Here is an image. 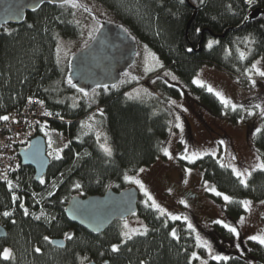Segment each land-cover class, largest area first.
<instances>
[{
    "label": "trees",
    "instance_id": "obj_1",
    "mask_svg": "<svg viewBox=\"0 0 264 264\" xmlns=\"http://www.w3.org/2000/svg\"><path fill=\"white\" fill-rule=\"evenodd\" d=\"M94 1L106 8L135 41L141 40L154 51L163 68L173 69L180 83L158 78L156 102L129 99L124 92L135 82L109 87L108 91L97 88L94 102H90L66 83L68 62L60 65L55 58L59 38L79 36L81 26L77 15L79 10L88 12L84 10L85 6L73 9L69 5L45 3L37 10L27 12L22 23L2 26L0 115L21 106L27 96L40 97L48 109L63 120H45L37 135L56 131L66 137L64 144L68 147L62 146L61 159L49 158L44 184L33 180L30 167L22 166L20 162L15 165V178L19 184L15 203L0 180V223L6 229V236L0 239V252L4 248L12 250V257L9 260L0 257V264H79L83 260L99 264H189L193 251L207 260V264H264V246L244 241L241 234L235 240V236L219 224L199 231L210 242L215 254L230 257L228 261L212 260L206 249L195 247V234L189 235L184 221L159 216L139 201L136 212L144 219L148 232L125 243H121L119 220L100 233H92L71 222L64 212L72 196L129 188L132 184L124 180L125 174L131 175L139 167L165 157L162 149L166 148L174 126L167 107L171 98L185 96L210 115L232 123L243 116L242 120L248 124L250 144L264 160V117L259 115V110L256 109L253 116L242 110L233 112L231 108L226 109L213 93L192 83L199 68L208 62L230 73L243 88L258 89L250 97L234 103L246 108L264 104V77L253 72L252 79L259 81L253 86L246 72L257 60L260 61L258 67L264 69V0H252L251 3L248 0ZM257 8L263 12L243 23ZM209 39L218 43L208 48ZM241 52L246 54L243 60L240 59ZM73 103L77 106L73 107ZM98 109H102L103 114L96 113ZM91 113L100 118L111 156L101 149L96 135L84 131L81 126ZM256 120L261 121L262 131L253 135ZM217 161L207 155L190 165L199 168L203 178L218 191L233 198L232 203L225 204L216 196V202L222 213L236 222L246 213L239 201L264 199V171L253 172L248 178V187H244L231 169L221 168ZM77 182L81 185L79 189L74 187ZM31 190L40 193L34 197ZM21 204L28 209L29 215H24ZM4 211L12 214L5 217ZM39 213L43 215L36 219ZM173 228L177 229L179 240L170 235ZM65 233L72 238L68 239ZM45 236L50 241L62 238L64 243L53 245L44 240ZM112 244H120V250L112 252ZM37 247L40 252L35 251Z\"/></svg>",
    "mask_w": 264,
    "mask_h": 264
},
{
    "label": "rangeland",
    "instance_id": "obj_2",
    "mask_svg": "<svg viewBox=\"0 0 264 264\" xmlns=\"http://www.w3.org/2000/svg\"><path fill=\"white\" fill-rule=\"evenodd\" d=\"M79 1L89 11L85 13L79 10L77 21L80 23L81 32L78 37L59 38L57 40L55 58L57 61L59 55L60 62L57 63L60 65H65V63L69 62L71 55L90 41L89 32L93 28L98 27L101 21L107 20L118 23L116 18L106 8L100 6L94 0ZM94 17L95 19H93ZM135 42V60L125 72L130 73V75L126 76L123 73L118 84L122 85L135 82V84L125 90L124 94H135L134 90H139L141 98L135 100L156 102L159 96V88L157 87L158 78L166 79L172 83H180V79L171 68L162 67L156 68L154 71L145 72V46L147 45L141 40ZM58 44L61 46L59 54L57 53ZM147 49L151 53H155L148 46ZM155 55L158 57L156 53ZM159 61L161 62L160 59ZM148 62L149 64L152 63L150 59ZM166 71L171 72L177 79L173 80L171 76H165L164 73ZM131 77H136V79H131ZM196 77L206 82V84L211 85L214 89L221 91L232 101L245 99L258 91V89L243 88L230 73L208 62L203 63L194 78ZM121 80L127 82L120 83ZM144 89H147L151 95H145L143 92ZM170 100L176 101V104H167L174 123L166 144V148H168L172 158L170 159L168 156L158 158L149 165L139 167L130 176L140 179L157 203L167 209L168 212L174 215L188 216L198 232L203 228H210L211 225L216 224L214 223L216 220H224L225 223L234 226L238 230L239 235L241 234L243 236L244 241L248 240V237L251 235L264 232V204L260 203L264 199L252 201L251 210L246 211L243 215V223H240V218L236 222H233L222 213L216 202V195L205 189L204 182L207 180L203 178L202 171L197 167L191 166L188 161L180 158V154L184 152L185 145H187L190 151L215 150L217 152V159H222L225 163H234L240 169L251 168L256 163V155H260V153L250 144L247 122L241 119L232 123L226 119L212 116L185 96L171 98ZM95 112L98 113L99 111L97 110ZM177 116H179V122L183 125L182 130L176 127V123L178 122L176 120ZM89 117H94V119L89 120ZM99 119V116L91 113L86 117L84 122L93 124V130L91 131L95 135L97 132L101 133L99 139L100 145L107 143L110 147L107 139L105 140L106 135L99 124ZM253 125L254 129L260 127L261 121L256 120ZM84 131L89 132L87 127H84ZM44 137L46 140L47 155L51 151L48 147L49 138L55 142L53 147L62 148L63 144L67 143L66 137L56 131H50ZM221 140L225 141L224 145L218 144ZM232 156L235 157L234 161L231 159ZM141 168L144 169L143 172L140 171ZM188 168L192 170L191 173L186 172ZM185 180H187V183H185ZM208 183L213 185L211 182ZM131 184L138 191V201L143 203L147 197L144 196L137 185L134 183ZM181 200H186L187 206L181 204ZM49 217L47 215V218ZM126 219L130 227H140L141 223L146 225L144 219L137 212H135V215H129ZM119 223L121 233L123 230V221L119 220ZM238 238L239 236H235V240H238ZM122 239L123 237L121 236ZM201 259L205 260L203 257ZM88 263L86 260H83L79 264ZM192 264H201V261L192 260Z\"/></svg>",
    "mask_w": 264,
    "mask_h": 264
},
{
    "label": "water",
    "instance_id": "obj_3",
    "mask_svg": "<svg viewBox=\"0 0 264 264\" xmlns=\"http://www.w3.org/2000/svg\"><path fill=\"white\" fill-rule=\"evenodd\" d=\"M188 1V0H186ZM62 4V0H0V30L5 24H20L27 12L37 10L42 4ZM263 11L252 10L243 23L257 17ZM100 31L94 33L87 46L74 52L68 62V75L78 86L91 91L97 84H116L123 73L133 64L136 42L125 32V28L111 21L100 22ZM217 37L216 34H211ZM200 45V44H199ZM71 63V68H69ZM20 164L33 170V180L38 182L49 165L46 140L42 135L34 136L26 148L18 150ZM138 191L134 187L115 191L107 189L103 194L74 195L68 199L64 212L66 217L92 233L104 231L112 222L132 215L138 208ZM6 229L0 223V239ZM53 245H63L62 238H53ZM88 264H99L90 261Z\"/></svg>",
    "mask_w": 264,
    "mask_h": 264
},
{
    "label": "snow or ice",
    "instance_id": "obj_4",
    "mask_svg": "<svg viewBox=\"0 0 264 264\" xmlns=\"http://www.w3.org/2000/svg\"><path fill=\"white\" fill-rule=\"evenodd\" d=\"M249 3L252 2V0H248ZM62 4L63 5H69L71 6L73 9H77L80 7H83V5H81L79 3V0H62ZM85 11H89V9L85 8ZM95 19V17L93 18ZM98 23V22H97ZM6 30V29H5ZM100 28L96 27L93 28L90 32H89V37L91 39H95L94 33L99 32ZM125 32H127V30H124ZM197 32L200 31V29H196ZM134 39V38H133ZM214 43H218V41H214V40H209L207 43V47L211 48L213 46ZM87 46V44L85 45ZM61 51V46L58 44L57 46V53L59 54ZM145 51H146V55H145V67H144V71L145 72H150V71H154L156 68H162L163 64L159 61V58L156 57L155 53H151L148 49L147 46H145ZM188 51H192V49H188ZM246 58V54L244 52L240 53V59H245ZM149 59L152 61L151 64H149ZM57 62L59 63V55H58V59ZM260 64V61L257 60L255 61L252 65L251 68L246 69V72L249 74V79L251 80V83L253 84V86H255L256 84V80L252 79V73L254 72L256 75L260 76V77H264V69H261L260 67H258V65ZM69 68H71V63H69ZM126 76L130 75V73H125ZM165 76H171V78L173 80H176L177 77L175 75H173L171 72H165L164 73ZM131 79H136V77H131ZM127 81L121 80L120 83H126ZM66 83L71 86L72 88H75L76 91L78 93L83 94V97L88 99L90 102H94L93 97L96 95V89L97 88H103L105 91L109 90V87L111 88H117L119 86V84H112L111 86H109L108 84H97L95 88H93L91 90V93L86 90L85 87L82 86H78L76 83L73 82V77L71 74H69L66 78ZM192 83L197 85L198 87L201 88H205L207 92L209 93H213L218 100L220 101V103L227 109V108H231V110L233 112H237V111H245L247 113L248 116H253L256 114L255 110L258 109L259 110V115L261 117H264V104H260L257 103L255 105H253L252 107H245V105L243 104H236L234 103L230 98L226 97L221 91H218L216 89H214L211 85L206 84V82H204L203 80L199 79L198 77L193 78ZM145 95H151L150 93H148L147 89L143 90ZM134 93H126L125 95L129 98V99H140L141 98V94L139 90H134ZM28 102L29 104L36 102L39 103L40 105H43L44 101L39 100V101H34L32 97H28ZM170 104H176L175 100H169ZM73 107H76L77 105L75 103H73L72 105ZM90 106V104H89ZM98 111L101 112V114H103V110L102 109H98ZM46 116H51L53 115V113L45 111L43 113ZM244 117L241 116V119H243ZM9 119H11L10 116L8 115H2L0 116V121H8ZM61 119H63V117H61ZM94 117H89V120H93ZM176 120L178 121L176 123V127L180 128L182 130L183 125L182 123L179 122L180 118L179 116L176 117ZM81 126L82 127H87L89 131L93 130V124L91 123H86V122H81ZM262 131V129L260 127L255 128V131L253 133V135H257L260 134ZM47 135V133H45ZM86 134V133H85ZM101 133L97 132L96 137H97V141L99 142ZM107 138L105 137V140ZM183 142V141H182ZM55 142L49 138L48 141V147L51 149L50 152H48V155L51 156L53 159L55 160H59L62 158L61 153L63 151V148H67L68 145L64 144L63 148L61 147H53V144ZM219 145H224L225 141L221 140L218 142ZM101 149L104 151V153L108 156H111L112 151L111 148L107 145V143L101 144L100 145ZM162 151L164 152L165 156H168L170 159L172 158L171 153L169 152L168 148H163ZM79 155V154H77ZM210 155L213 158L217 157V152L215 150H209V151H196V150H192L190 151V149L188 148L187 145H185L184 148V152L182 154H180V158L183 160L188 161L189 163H194L196 160L198 159H202L204 156ZM231 159L234 161L235 157L232 156ZM255 161L256 163H254V165L251 166V168H244V169H240L239 167H237L234 163H225L222 161V159H218V163L219 166L221 168H226V169H231V173L238 179L239 183L244 186V187H248V178L251 177V175L253 174V172L255 171H264V160L261 159L260 155H256L255 157ZM17 167H19V165H17ZM141 172L144 171L143 168L140 169ZM191 169L188 168L186 169V172L191 173ZM124 180L130 183H134L135 185H137L140 189V191L144 194L145 197H147V199H145L143 201L144 205L146 207H150L152 210L156 211L157 213H159V216H166L168 219L173 220V221H179L182 220L186 223V227L189 231V235L195 234V247L196 248H203L206 249L209 256L211 257L212 260L214 261H228L230 259L229 256L227 255H223V254H215L213 252L212 249V245L210 244V242L206 239H204L200 233L197 231V229L195 228V226L192 224V222L190 221L188 216H181V215H174L171 212H168L167 209L163 208L159 203H157V201L152 197V195L148 192V190L146 189L145 185L142 183V181L140 179H137L134 176H130L125 174L124 175ZM0 179L4 180L7 182V186L8 188L11 190L14 187H18V185H14L13 182L11 180L8 179L7 174L3 173L0 174ZM40 183L44 184L45 183V179L43 176L40 177ZM185 183H187V180H185ZM57 185L55 184V182L53 183V188H55ZM204 186L205 189L213 194H215L217 197H222L223 201L225 202V204L228 203H232L233 202V198L229 195H227L226 193L220 192L217 190V188L214 185H210L207 181L204 182ZM74 187L79 189L81 187V185L77 182L74 184ZM171 191V190H169ZM33 195H35V193H33ZM49 195H52V192H49ZM18 197L16 196V194L13 192L12 194V200L15 203L17 201ZM150 202V203H149ZM181 204H185V206H187V201L186 200H181L180 201ZM261 204H264V201L260 202ZM239 204L242 205V207L245 209V211H250L251 210V206H252V201L250 200H242L239 201ZM20 207L24 208V205L21 204ZM5 217L10 216L12 213L9 211H4L2 213ZM24 215H29L28 209L24 208ZM43 215V213L41 214ZM132 215H135V212H132ZM36 219H40V216H36ZM159 218V217H157ZM121 220L123 221V230L121 231L120 235L123 237V239L121 240V243H125L128 240L133 239L134 236L136 235H146L148 232V228L146 225H143L141 223L140 227H130L129 226V222L126 218H124L123 216H121ZM244 222V217L241 216L240 217V223ZM214 223L216 224H220L223 225V227L225 229H227V231L229 233H232L234 236L238 237L239 236V232L238 230L232 226L231 224L225 223L224 220H216L214 221ZM66 237L68 239H71L72 236L68 233H65ZM170 235L176 239L179 240L180 237L178 235V231L176 228H173L171 230ZM45 241H49L52 243H56L53 241H50V238L45 236L44 237ZM249 241H254L257 242L259 245L264 246V232H260L258 234H254L248 237ZM58 246H62V245H58ZM237 248L240 247L239 244L236 245ZM120 250V244H112L111 245V251L112 252H118ZM36 252H40L41 249L39 247L35 248ZM0 257H2L4 260H9L12 257V250L10 248H4L2 252H0ZM192 260H200L201 264H207V260H203L201 259V257H199L198 253L196 251H193L191 253L190 259H189V264H191ZM141 264H144V262H141Z\"/></svg>",
    "mask_w": 264,
    "mask_h": 264
},
{
    "label": "built area",
    "instance_id": "obj_5",
    "mask_svg": "<svg viewBox=\"0 0 264 264\" xmlns=\"http://www.w3.org/2000/svg\"><path fill=\"white\" fill-rule=\"evenodd\" d=\"M28 97H32L34 101H44L37 96H27L21 106L0 115H8L11 117L8 121H0V174L6 173L8 179L11 180L14 185H18V187H14L10 190L7 186V182L0 179L10 191L11 199L13 192L17 196L19 189L18 181L15 178V165L19 162L16 149L20 145L28 143V141L35 136L41 122L46 119H61L56 113L48 109L45 101L43 105L36 102L29 104ZM45 111L51 112L53 115L46 116L43 114ZM33 193L38 195L40 192L31 190L32 195ZM35 195L33 196L35 197Z\"/></svg>",
    "mask_w": 264,
    "mask_h": 264
},
{
    "label": "bare ground",
    "instance_id": "obj_6",
    "mask_svg": "<svg viewBox=\"0 0 264 264\" xmlns=\"http://www.w3.org/2000/svg\"><path fill=\"white\" fill-rule=\"evenodd\" d=\"M40 98V97H39ZM37 195H35V197H36ZM37 201H40L39 199H37V198H35ZM12 202H13V200H12ZM14 203V202H13Z\"/></svg>",
    "mask_w": 264,
    "mask_h": 264
},
{
    "label": "flooded vegetation",
    "instance_id": "obj_7",
    "mask_svg": "<svg viewBox=\"0 0 264 264\" xmlns=\"http://www.w3.org/2000/svg\"><path fill=\"white\" fill-rule=\"evenodd\" d=\"M79 3H80V1H79Z\"/></svg>",
    "mask_w": 264,
    "mask_h": 264
}]
</instances>
